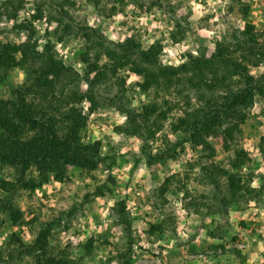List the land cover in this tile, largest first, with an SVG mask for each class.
<instances>
[{"label":"rangeland","instance_id":"rangeland-1","mask_svg":"<svg viewBox=\"0 0 264 264\" xmlns=\"http://www.w3.org/2000/svg\"><path fill=\"white\" fill-rule=\"evenodd\" d=\"M6 1L0 0L3 42L24 39L26 33L19 24L31 18L39 2H46L45 13H56L53 8L65 3L75 20L101 28L113 42L131 35L144 45L160 41V59L164 64H180L190 53L199 55L213 48L216 40L243 28V4L249 7L248 20L264 43V0H171L176 12L170 11L167 0H162L166 7L154 6L147 11L138 5L145 0H124V3L101 0L98 5L90 0H24V7L16 17L12 15L13 9L5 6ZM147 1L150 4L151 0ZM113 5L117 10L109 15ZM47 18L35 21V37L40 47L48 40L53 41L55 57L83 75L86 66L80 54L85 49V40L75 32L58 40L56 23L49 27ZM62 19L70 20L68 16ZM177 22L186 28L182 41L170 35ZM252 70L256 76L263 74L264 61ZM27 71L25 67H16L9 71L8 77L17 85L23 84ZM121 74L125 82L114 81L99 88L103 97L123 94V104L131 108H140L155 97V92L148 94L141 90L139 75L130 70ZM8 93V87L0 83V97H7ZM82 104L88 113L89 103ZM183 108L182 103L175 106L170 120L181 114ZM263 108V100L256 97L231 150H226L216 137L209 138L215 147V160L221 166L230 167L235 148H245L252 156L242 175L255 191L238 199L224 185L216 189L207 182L199 164L206 162L202 150L186 143L179 148L177 157L148 167L144 158L136 162L141 154L140 138L118 133L116 128L125 124L126 115L117 106L90 112L83 139L86 143L102 141L104 161L99 169L87 172L71 167L65 181L57 180L51 173L48 181L34 190L18 187L7 191L1 188L2 182H16L19 172L9 165L0 168V198L9 195L13 205L23 213L16 224L8 209H0V251L8 258L4 264H37V252L28 249L45 228L49 229L51 255H65L81 264H121L119 255L130 245L129 264H264ZM165 131L169 132V120ZM161 145L162 140H156L153 148ZM33 173L38 175L35 170ZM168 177L169 188L162 194L160 188ZM220 181L225 182L223 178ZM102 184L112 191L95 194ZM122 201L129 212L131 233L118 221L117 208ZM154 224L161 225L162 230L150 232ZM15 232L27 247L20 249L11 243ZM90 241L92 245L88 248Z\"/></svg>","mask_w":264,"mask_h":264},{"label":"trees","instance_id":"trees-1","mask_svg":"<svg viewBox=\"0 0 264 264\" xmlns=\"http://www.w3.org/2000/svg\"><path fill=\"white\" fill-rule=\"evenodd\" d=\"M90 1L98 5L101 0ZM118 1L124 3V0ZM45 4L39 2L31 18L19 24L26 33L24 39L0 40V83L9 91L7 97H0V168L9 165L19 172L16 182L3 181L1 188L34 190L46 183L51 173L57 180L65 181L71 167L87 172L99 169L104 161L102 141L96 139L86 143L83 132L90 112L115 105L126 115L125 124L116 128L118 133L138 136L142 142L136 162L144 158L148 167L166 163L177 157L179 148L188 143L203 151L206 162L201 161L200 168L207 182L216 189L224 185L235 199L245 198L255 191L242 175L243 167L252 160L251 154L245 148H235L229 160L230 167L221 166L215 160V147L209 139L216 137L226 150H231L256 97L264 102V73L256 76L252 70L264 61V43L248 20L246 4L242 8L243 28L216 40L213 48L199 55L190 53L186 61L177 65L161 61L162 44L158 40L144 45L142 40L131 35L113 42L101 28L75 20L65 3L53 8L56 13H45ZM167 4L170 11L176 12L171 0H167ZM50 5L53 7L52 3ZM138 5L145 11L154 6L166 7L162 0H151L150 4L145 0ZM5 6L11 7L16 17L24 7V0H7ZM116 10L117 6L113 5L109 15ZM58 15L61 18L58 19ZM44 16L48 17L49 27L56 23L58 40L74 32L85 40V49L80 54L86 66L83 75L55 57L53 41L48 40L40 47L35 37V21ZM67 16L70 20L65 22L62 17ZM186 34L180 22L170 32L176 41H182ZM16 67L28 69L23 84L17 85L8 77L9 71ZM125 70L141 77L139 86L143 92H155V97L140 108L125 106L123 94L103 97L99 92L101 86L119 80L125 82L121 76ZM83 101L89 103L88 113L84 111ZM181 103L182 113L170 120L173 108ZM168 120L169 132L165 131ZM156 140H162V145L155 150ZM261 145L264 146V137ZM222 178L225 182L220 181ZM169 181L168 177L162 184V194L169 188ZM110 191L111 188L102 184L95 194L104 195ZM216 198L219 199V195ZM223 200H228L225 194ZM0 204V209L10 211L14 223L22 220V211L13 205L9 195L0 198ZM117 212L118 221L131 233L125 201L120 202ZM157 229L162 230V226L154 224L150 232ZM48 236L49 229L45 228L29 245V252H37V264H81L65 255H51ZM11 243L20 249L27 247L16 232L12 234ZM90 245L92 241L88 248ZM130 249L131 245L120 253L121 264H129ZM7 261L0 251V264Z\"/></svg>","mask_w":264,"mask_h":264}]
</instances>
